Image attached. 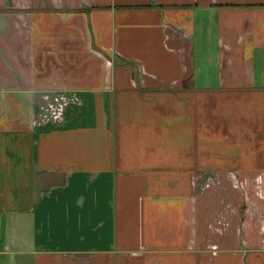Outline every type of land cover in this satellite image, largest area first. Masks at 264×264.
<instances>
[{
    "label": "crops",
    "instance_id": "1",
    "mask_svg": "<svg viewBox=\"0 0 264 264\" xmlns=\"http://www.w3.org/2000/svg\"><path fill=\"white\" fill-rule=\"evenodd\" d=\"M0 264H264V0H0Z\"/></svg>",
    "mask_w": 264,
    "mask_h": 264
}]
</instances>
